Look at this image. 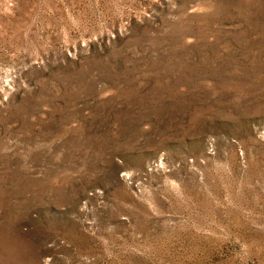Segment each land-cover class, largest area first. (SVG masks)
<instances>
[{
    "label": "rangeland",
    "instance_id": "rangeland-1",
    "mask_svg": "<svg viewBox=\"0 0 264 264\" xmlns=\"http://www.w3.org/2000/svg\"><path fill=\"white\" fill-rule=\"evenodd\" d=\"M0 264H264V0H0Z\"/></svg>",
    "mask_w": 264,
    "mask_h": 264
}]
</instances>
